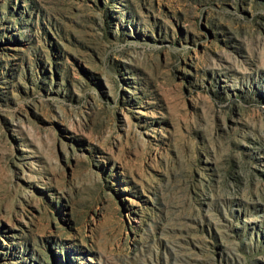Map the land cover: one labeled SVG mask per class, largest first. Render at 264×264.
Instances as JSON below:
<instances>
[{
  "label": "rangeland",
  "instance_id": "obj_1",
  "mask_svg": "<svg viewBox=\"0 0 264 264\" xmlns=\"http://www.w3.org/2000/svg\"><path fill=\"white\" fill-rule=\"evenodd\" d=\"M0 264H264V0H0Z\"/></svg>",
  "mask_w": 264,
  "mask_h": 264
}]
</instances>
